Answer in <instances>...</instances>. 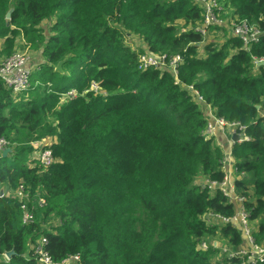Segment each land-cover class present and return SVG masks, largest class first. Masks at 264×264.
<instances>
[{
  "label": "trees",
  "instance_id": "trees-1",
  "mask_svg": "<svg viewBox=\"0 0 264 264\" xmlns=\"http://www.w3.org/2000/svg\"><path fill=\"white\" fill-rule=\"evenodd\" d=\"M218 3L221 14L260 32L249 50L225 26H209L223 35L206 42L197 30L205 6L192 0H0V59L19 47L44 59L30 73L27 101L0 79V138L13 150L0 154V185L8 188H0V264H41V238L53 264L77 254L81 264H243L216 260L220 244L238 251L247 240L231 221L235 203L212 188L226 178L225 155L205 136V105L246 126L250 141L232 149L235 186L264 247V67L255 64L264 59V0ZM134 37L141 50L128 44ZM143 54L181 55L184 63L177 77L140 70ZM47 138L57 139L58 161L31 167L32 144ZM20 186L22 202L10 195ZM23 205L32 223H24Z\"/></svg>",
  "mask_w": 264,
  "mask_h": 264
},
{
  "label": "built area",
  "instance_id": "built-area-1",
  "mask_svg": "<svg viewBox=\"0 0 264 264\" xmlns=\"http://www.w3.org/2000/svg\"><path fill=\"white\" fill-rule=\"evenodd\" d=\"M193 2L202 3L205 6L206 14H205V25L203 28H198L197 30L202 34H206V29L211 25L225 26L229 27L231 30V34L234 37H238L242 39L245 44V50H249L251 44L253 42H257L260 37V32L256 30L251 24L247 21H232L228 20L221 15V7L219 6L218 0H192ZM30 61V54L28 50L20 51L10 58L6 59L2 65L0 66V79L4 82L7 89L12 91V94L15 98H19L22 94L27 93L31 87L30 83V73L31 70L28 68ZM260 62H264V59L255 60V64L258 65ZM184 63V58L181 55H176L171 58H167L166 56L155 57L151 54H143L139 57V69L146 70L148 68H167L172 74L177 77L179 66ZM92 89L95 93H100L102 95L105 93L101 87H99L96 83H93ZM199 100L202 101L199 94L196 92ZM106 96V95H104ZM67 97L71 99L76 97V92L71 91L68 93ZM66 99V98H65ZM205 110L208 113L209 122L205 131V136L207 139L213 138L215 136V132L217 128H232L236 135L239 137L236 143H242L250 141V138L246 135V126L241 125L240 123H228L225 120L218 119L214 116L213 111L210 106H207ZM48 138L42 141L34 142L32 145L34 147V155L35 158L30 162V166L33 167L37 164H44L45 166H52L58 160L53 157L52 154V146L55 143H49ZM9 142L0 138V154H2L6 149L9 148ZM225 160L223 162V165ZM227 176L221 184H212L213 189L220 188L226 196L230 198V193L227 191ZM236 189V186H235ZM237 192V189H236ZM11 196L18 201H23L28 198V195L25 194V187L20 186L19 189L11 193ZM241 197V208L236 214L235 217L232 218L231 221H234L238 225H240L245 231L246 240L249 242L251 249L249 250H238V251H230L231 258H241L243 259V264H257L264 263V247L258 246L255 244L252 237V229L250 227V221L248 219V212L244 208V202L246 198ZM231 201V199H230ZM45 201L43 199L39 200V204L43 206ZM23 210L25 211L23 221L25 224L32 223L34 220L33 212L30 207L23 205ZM33 209H36L32 207ZM225 222H230V220L224 219ZM47 240L45 238H41L40 243L34 247L36 254L40 257L39 262L41 264H53L50 256L46 251L43 250V245H46ZM204 249H207V245L203 244L201 246ZM227 250V249H226ZM228 251V250H227ZM55 264V263H54ZM60 264H81V255L77 254L74 256H70L65 261Z\"/></svg>",
  "mask_w": 264,
  "mask_h": 264
},
{
  "label": "crops",
  "instance_id": "crops-1",
  "mask_svg": "<svg viewBox=\"0 0 264 264\" xmlns=\"http://www.w3.org/2000/svg\"><path fill=\"white\" fill-rule=\"evenodd\" d=\"M27 50L29 51V54H30V61H29L28 68L31 71H34L35 68L40 63L44 62V59L40 57V55H38L37 53L29 50L28 48ZM204 108L207 109V105H205ZM234 135H236L235 131L230 127L229 128L226 127L223 129L217 128L214 137H215L217 145L223 150V153L225 155V159H224L225 163H224L223 169L228 179L227 191L230 193L231 202L235 203L236 209L237 211H239L242 204L240 202L241 197L238 196L236 189H235V182L239 176H237V170L235 168L236 161L232 157V149H233L234 144H236L234 141ZM48 139H49L48 140L49 143H55L57 141V139L55 138H48ZM248 191L250 194L252 193L250 188ZM250 227L251 229L255 228V224L250 223ZM217 243L215 244L218 246ZM249 249H251V246L248 241H245L244 248H242L241 250H249Z\"/></svg>",
  "mask_w": 264,
  "mask_h": 264
},
{
  "label": "rangeland",
  "instance_id": "rangeland-1",
  "mask_svg": "<svg viewBox=\"0 0 264 264\" xmlns=\"http://www.w3.org/2000/svg\"><path fill=\"white\" fill-rule=\"evenodd\" d=\"M219 6H220V4H219ZM226 14H227V16L226 15H223V14H221L222 15V17H225L226 16V18L228 19V20H231V15H230V12L228 11V12H226ZM49 25V23H46V26H48ZM181 26H182V28H184V24L183 23H181ZM204 35V34H203ZM222 35H223V33L222 32H213V31H209L208 30V28L206 29V34L204 35L206 38H207V41L206 42H209V41H213L214 39H221V37H222ZM134 39V41L132 40V41H128V44L130 45V47H132L133 49H139V50H141V47L142 46H144V44L143 43H141V42H139L138 40H137V37H134L133 38ZM21 43V45H22V41L20 42ZM20 46V45H19ZM20 48V50H25V49H22V47H19ZM204 55V54H203ZM1 60V59H0ZM6 59H4V60H1L0 61V66L2 65V63L5 61ZM102 92H100V93H97V95H99V94H101ZM102 95H107L108 96V94H107V92H105V93H103ZM106 96V97H107ZM29 99V97H28V95L27 94H25L24 96H22V98H21V100L22 101H27ZM203 108H204V106H203ZM57 143V141L55 142V144ZM9 148H11L10 147V145H9ZM12 149V148H11ZM2 155V154H1ZM35 158V155L34 154H32L31 155V161L33 160ZM224 159H225V157H224ZM205 182V180L204 179H200L199 180V184H203ZM0 188H2V190H7L8 188H5V187H3V186H1L0 185ZM10 195H11V193H10ZM40 196V195H39ZM42 199V198H41ZM57 219L55 218V217H52V218H50L49 220H48V222H47V227L48 228H50V229H53V227H55L56 225H57ZM216 242V241H215ZM215 242H214V245L215 246H217L216 244H215ZM220 248H221V254L222 255H218L217 256V258H216V260L217 261H221L222 259H224V258H226L225 256H227V257H230V255H231V252L230 251H227L226 250V248L222 245V244H220V246H219ZM223 255H225V256H223Z\"/></svg>",
  "mask_w": 264,
  "mask_h": 264
},
{
  "label": "water",
  "instance_id": "water-1",
  "mask_svg": "<svg viewBox=\"0 0 264 264\" xmlns=\"http://www.w3.org/2000/svg\"><path fill=\"white\" fill-rule=\"evenodd\" d=\"M12 13H13V10H11V11H9L8 12V14H7V16H6V19L7 20H11V17H12ZM62 65H63V63H59V65H58V67H57V71H59V72H63V70H62ZM257 67H264V62H260L258 65H257ZM238 139H239V137L237 136V135H234V141H235V143L238 141ZM12 152H13V150L11 149V148H8V149H6L3 153H2V157H7V156H9L10 154H12ZM4 194V190H1V195H3ZM209 218V217H208ZM14 254V252L13 251H11V252H8V253H6L5 254V257H6V259L7 260H10V258H11V256Z\"/></svg>",
  "mask_w": 264,
  "mask_h": 264
}]
</instances>
